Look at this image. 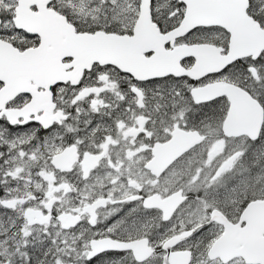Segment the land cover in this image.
Instances as JSON below:
<instances>
[{
  "label": "snow or ice",
  "instance_id": "snow-or-ice-1",
  "mask_svg": "<svg viewBox=\"0 0 264 264\" xmlns=\"http://www.w3.org/2000/svg\"><path fill=\"white\" fill-rule=\"evenodd\" d=\"M0 264H264V0H0Z\"/></svg>",
  "mask_w": 264,
  "mask_h": 264
}]
</instances>
